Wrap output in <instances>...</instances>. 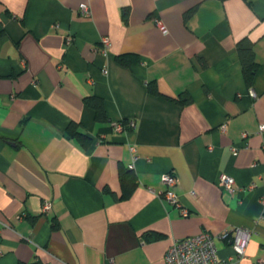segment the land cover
I'll return each instance as SVG.
<instances>
[{"label":"crops","instance_id":"1","mask_svg":"<svg viewBox=\"0 0 264 264\" xmlns=\"http://www.w3.org/2000/svg\"><path fill=\"white\" fill-rule=\"evenodd\" d=\"M244 36L258 63L251 85ZM123 53L134 61L118 62ZM151 81L170 97L148 92ZM182 93L189 102L174 99ZM127 118L134 128L113 129ZM261 123L264 0H0V264H165L173 239L237 226L251 229L245 254L224 236L218 256L264 264ZM130 163L136 185L119 198ZM168 172L187 216L158 196ZM221 173L241 189H222Z\"/></svg>","mask_w":264,"mask_h":264},{"label":"built area","instance_id":"2","mask_svg":"<svg viewBox=\"0 0 264 264\" xmlns=\"http://www.w3.org/2000/svg\"><path fill=\"white\" fill-rule=\"evenodd\" d=\"M79 13L83 16L90 14V8L88 3L82 2L79 6ZM160 27H164L159 22ZM98 50L106 55L108 52L110 39L107 36L102 37ZM103 73H107V69H102ZM253 97L256 96L254 91H251ZM112 127L116 131H123L132 129L135 127V120L127 118L125 123L122 120L113 121ZM224 130V124L221 126ZM259 132L264 131V123H261L258 127ZM130 149L133 151L134 148L131 146ZM232 153L237 152L236 147H231ZM135 156H133L134 159ZM129 168L133 167L130 163ZM163 182L166 187L158 193L164 201L170 203L179 208L180 214L183 216L189 215V209L182 205L179 201L173 186L176 183V176L172 172H168L162 175ZM218 185L228 192L232 193L241 188L236 183L235 179L227 173H221L217 180ZM41 209L44 213L51 210V201L44 200L42 202ZM251 235V229L248 227L237 226L234 227L228 234H213L210 231L203 230L195 235H189L179 239H173L164 254L165 264H233V256H229L225 259L218 256V249L216 240L221 237L228 238L229 244L231 245L234 256L241 257L245 254L246 245Z\"/></svg>","mask_w":264,"mask_h":264},{"label":"trees","instance_id":"3","mask_svg":"<svg viewBox=\"0 0 264 264\" xmlns=\"http://www.w3.org/2000/svg\"><path fill=\"white\" fill-rule=\"evenodd\" d=\"M253 45L254 42L247 36L242 37L236 44V49L241 61L243 76L247 85H251L253 77L258 68V63L255 60ZM132 55V53L118 54L116 55V60L121 64L128 65L130 62L134 61V59L131 57ZM147 89L148 92L152 94L159 95L164 98L170 97L159 92L153 81L148 83ZM174 99L180 103H187L190 101V97L184 93L180 94L179 97ZM84 102L94 109L95 118L97 121H102L107 118L104 101L101 97L89 95L85 97ZM125 120L126 119H122L123 123H125ZM67 129L70 135L80 137L82 140L86 139V135L79 128L78 123H69ZM120 180L122 183V194L119 198H126L136 185L135 175L132 172V168H122L120 171Z\"/></svg>","mask_w":264,"mask_h":264}]
</instances>
